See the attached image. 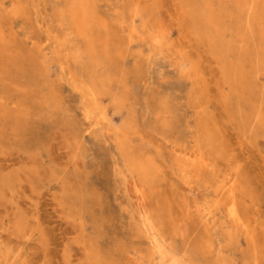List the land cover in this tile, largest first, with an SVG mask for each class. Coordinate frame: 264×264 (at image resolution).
<instances>
[{
    "label": "rangeland",
    "instance_id": "1",
    "mask_svg": "<svg viewBox=\"0 0 264 264\" xmlns=\"http://www.w3.org/2000/svg\"><path fill=\"white\" fill-rule=\"evenodd\" d=\"M70 1L0 0V264H264V0H211L218 44L186 11L201 0H80L88 35Z\"/></svg>",
    "mask_w": 264,
    "mask_h": 264
},
{
    "label": "bare ground",
    "instance_id": "2",
    "mask_svg": "<svg viewBox=\"0 0 264 264\" xmlns=\"http://www.w3.org/2000/svg\"><path fill=\"white\" fill-rule=\"evenodd\" d=\"M80 0H71L70 1V7H69V10H68V12L70 13V15H71V17H72V21L71 22H73V24H74V26H76V28H78L79 30H80V32L79 33H82L83 35H88V33H89V31H90V29H91V26L93 25V22H92V20L90 19L91 18V16H92V13H91V10H89V7L88 6H85V5H82L80 2H79ZM90 2V1H89ZM91 3V2H90ZM188 3V2H187ZM218 3V2H217ZM242 3V2H241ZM254 3V2H253ZM257 3H260V1H257ZM212 4H214L213 3V1H212ZM211 4V0H201V1H199V2H194V1H192L191 2V4L188 6V8H189V10H186V11H189L191 14H197V15H195V16H193L192 17V20H193V18L194 19H198V18H200L201 16H203L202 18H204L203 20L205 21V25L203 26V27H200V28H197V27H195L196 28V30L198 31V33L200 34V35H202V36H204V38L208 41V42H211V40L215 37L216 38V40H214L213 39V41L212 42H214L215 41V43L216 44H218V42H220L221 41V39L223 38V35H221V33L220 32H222V30H223V26L215 19V13H214V10H213V8H215V6L213 7V5ZM223 4H224V2H223ZM237 4V3H236ZM260 5V4H259ZM220 6V5H219ZM235 6V5H234ZM242 6V5H241ZM244 6H245V4H244ZM258 6V5H257ZM250 7V6H249ZM252 7H254V4H253V6ZM260 7H261V5H260ZM61 8V7H60ZM187 8V9H188ZM220 8V7H219ZM219 8L218 9H216V10H219ZM64 9V8H63ZM242 9V8H241ZM250 9V8H249ZM254 9V8H253ZM253 9H251V10H253ZM263 9V8H262ZM94 10V9H93ZM236 10V9H235ZM255 10V9H254ZM258 10V9H257ZM256 10V11H257ZM15 11H16V9H15ZM264 11V10H263ZM262 11V12H263ZM94 12V11H93ZM188 12V13H189ZM243 12V11H242ZM245 13V12H244ZM15 14V13H14ZM13 14V15H14ZM96 14V13H95ZM94 14V15H95ZM222 14V13H221ZM189 15V14H188ZM238 15H239V13H238ZM200 16V17H199ZM241 16V15H240ZM245 16V15H244ZM263 16V15H262ZM261 16V17H262ZM190 17V16H189ZM246 17H247V15H246ZM246 17H245V19H246ZM216 18H217V14H216ZM201 19V18H200ZM235 19V18H234ZM237 19V18H236ZM242 19V18H241ZM250 19V21H251V19L252 18H249ZM264 19V18H263ZM202 20V21H203ZM227 20V19H226ZM231 20H233V18L231 19ZM240 20V19H239ZM244 20V19H243ZM242 20V21H243ZM241 21V20H240ZM245 21H247V20H245ZM255 21V20H254ZM254 21H252V22H254ZM103 22V21H102ZM199 22V21H198ZM248 22V21H247ZM256 22H259V20L258 21H256ZM262 22V21H261ZM104 23V28H106V27H109V24L108 25H105V22H103ZM195 23V22H194ZM197 23V22H196ZM224 23V22H223ZM242 23V22H241ZM245 23V22H244ZM251 23V22H250ZM201 24V23H200ZM247 24V23H246ZM253 23H251V25H252ZM256 24V23H255ZM100 25L102 26V24L100 23ZM196 25V24H195ZM251 25H249L248 27L249 28H253V26H251ZM254 25V24H253ZM258 25H259V23H258ZM261 25V24H260ZM226 26H227V24H226ZM233 26V25H232ZM240 26H242L241 24H240ZM98 27H100L99 25H98ZM103 27V26H102ZM101 27V28H102ZM95 28V27H94ZM104 28H103V31H104ZM109 28H111V27H109ZM109 28H108V30L107 29H105V31L104 32H108V31H111V30H114V29H110L109 30ZM231 28V27H230ZM234 28V27H233ZM254 28H257V27H255L254 26ZM77 29V30H78ZM221 29V30H220ZM236 29V28H235ZM263 29V28H262ZM78 30V31H79ZM101 30V29H100ZM238 30V29H237ZM95 31V30H94ZM239 31V30H238ZM264 31V30H263ZM248 32L250 33V34H252L253 33V31L252 30H249L248 29ZM259 32V35H261L262 36V33H263V35H264V32H262V31H258ZM260 32H261V34H260ZM96 33L97 34H100L101 32H99V31H96ZM96 33L95 34H93V37H94V35H96ZM109 33V32H108ZM112 33H114V32H110L109 34L111 35ZM239 33H240V31H239ZM76 34H78V32L76 33ZM102 34V33H101ZM103 34H105V33H103ZM107 34V33H106ZM108 34V35H109ZM224 34V33H223ZM243 34V33H242ZM253 34H255V35H257L258 33H253ZM80 35V34H79ZM116 35H117V33H116ZM116 35H115V37L114 38H117L116 37ZM233 35V34H232ZM82 36V35H81ZM118 36V35H117ZM222 36V37H221ZM254 36V35H253ZM96 37H98V36H96ZM96 37H94L95 38V40H97L98 38H100V36L98 37V38H96ZM104 37H106V35L104 36ZM112 37V36H111ZM233 37V36H232ZM80 38H82L83 39V36L82 37H80ZM85 38V37H84ZM88 37H86V39H87ZM91 38V41H92V45H93V40H92V37H90ZM102 38V37H101ZM108 37H106V39H107ZM228 38V37H227ZM248 37H246V39H247ZM258 38V37H257ZM262 38H263V36H262ZM111 38H109V40H110ZM239 39V38H238ZM255 39V38H254ZM105 40V39H104ZM108 40V41H109ZM116 40H118V39H116ZM116 40H115V42H116ZM226 40V39H225ZM228 40V39H227ZM235 40V39H234ZM234 40H231V41H233V43H234ZM258 40V39H257ZM90 41V40H89ZM99 41V40H98ZM101 41V43H102V40H100ZM106 42H107V40H105ZM111 41V40H110ZM113 41V40H112ZM111 41V42H112ZM118 41H121V39L120 40H118ZM259 41H260V39H259ZM262 42H264V39H262L261 40ZM260 41V42H261ZM227 42H229V41H227ZM241 42V41H240ZM245 42H247V41H245ZM253 42V41H252ZM258 42V41H257ZM109 43V42H108ZM107 43V44H108ZM121 43H122V45H123V42L121 41ZM120 43V44H121ZM229 43H232V42H229ZM227 44L228 46H227V48L226 47H223V45H221L220 46V55H221V57H222V63H223V65H224V68L226 69V72H227V74H228V76H231L232 78H231V81H232V83H234V84H236V82H237V78H239V77H241L242 76V71H244L245 72V70H244V66H245V64H244V62H245V53L243 52V49H242V51L240 50V52L237 54V51H236V54H237V56H236V58H235V60L232 58V59H230V53L229 52H234V50L232 51V49L230 48V44ZM91 44V43H90ZM97 44V43H96ZM103 44V43H102ZM112 44V43H111ZM119 44V45H120ZM212 44V43H211ZM92 45H90L91 46V48H92ZM98 45V44H97ZM110 45V44H109ZM109 45H108V48H107V50L110 48L109 47ZM117 45V44H116ZM220 45V44H219ZM234 45H236V44H234ZM257 45V44H256ZM94 46H96V45H94ZM93 46V47H94ZM107 47V45H103V47ZM118 46V45H117ZM125 46V45H124ZM216 46V45H215ZM99 47V45L98 46H96V48H92L91 50H90V52L92 53V54H95L94 52H95V49L96 50H99L100 51V49L98 48ZM104 47V48H105ZM114 47V46H113ZM213 48H214V44H213V46H212ZM85 48V47H84ZM119 48V46L117 47V48H114V51L116 50V49H118ZM125 48V47H124ZM219 48V47H218ZM235 48V47H234ZM120 49H121V47H120ZM120 49H118V50H120ZM123 49V48H122ZM237 49V48H236ZM252 49V48H251ZM253 49H254V46H253ZM105 50H106V48H105ZM105 50H104V52L101 50V52H102V54H104V53H106V54H111V53H109L108 51H106L105 52ZM113 50V49H112ZM85 51V50H84ZM94 51V52H93ZM250 51V50H249ZM264 51V50H263ZM118 52H121V50L120 51H118ZM217 52V51H216ZM219 52V51H218ZM255 52V51H254ZM84 53H86V51L84 52ZM88 53V52H87ZM99 53L100 52H97V54H96V56H98L99 55ZM116 53H117V50H116ZM115 53V54H116ZM250 53V52H249ZM252 53V52H251ZM77 54V53H76ZM82 54H83V50H82ZM81 54V55H82ZM101 54V53H100ZM102 54L101 55H99V58H100V56H102ZM113 54V57L115 58L116 57V55H114V53H112ZM121 55L123 54V51L120 53ZM217 54V53H216ZM80 55V54H79ZM87 55V54H86ZM85 54L84 55H82V57L84 56V58L86 57V58H88L87 56H86ZM90 54H88V56H89ZM232 56H233V53L231 54ZM92 56V55H91ZM117 56L120 58L121 56L117 53ZM81 57V56H80ZM104 57V56H103ZM105 57H107V55L105 56ZM110 56H108V58H109ZM113 57H111V58H113ZM219 57V56H218ZM263 57V56H262ZM85 58V59H86ZM90 58V57H89ZM93 58V57H92ZM91 58V59H92ZM97 58V57H96ZM224 58V59H223ZM76 59H78V57H76ZM79 59H81V58H79ZM78 59V62H80L81 63V61ZM95 59V58H94ZM98 59V58H97ZM97 59H96V63L97 62H99V61H97ZM105 59V58H104ZM118 58L116 57V60H117ZM100 60V59H99ZM107 60V59H106ZM109 60H112V59H109ZM108 60V61H109ZM120 60V59H119ZM118 60V61H119ZM254 60L256 61L257 60V57H254ZM261 60V59H260ZM84 61V60H83ZM101 61H103V60H101ZM258 61V60H257ZM90 63H91V60L89 61ZM111 62V61H110ZM114 62H115V60H114ZM261 62V61H260ZM264 62V61H263ZM76 63V62H75ZM84 63V62H83ZM87 63V62H86ZM89 63V64H90ZM101 63V62H100ZM103 63V62H102ZM113 63V62H112ZM89 64L88 65H84L83 64V66H84V68L86 69V71H87V69H88V67H89ZM92 64H93V62H92ZM94 64H95V62H94ZM103 64H105V62L103 63ZM108 64V63H107ZM106 64V65H107ZM111 64V63H110ZM109 64V65H110ZM80 65H82V64H80ZM101 65V64H100ZM115 65V64H114ZM113 65V66H114ZM244 65V66H243ZM82 66V67H83ZM91 66V65H90ZM98 66V65H97ZM97 66H95L96 68H97ZM87 67V68H86ZM93 67H94V65H93ZM112 67V66H111ZM223 67V66H222ZM246 67V66H245ZM259 67V66H258ZM96 68H94L95 70H93V72L94 71H96ZM101 68H102V66H101ZM101 68H98L97 70H101ZM106 68V67H105ZM114 68V67H113ZM116 69V68H115ZM258 69V68H257ZM90 70L88 69V71L87 72H89ZM102 71H104V70H101V72ZM108 71V70H107ZM117 72H118V70H116ZM81 72H83V68H82V71ZM100 72V73H101ZM95 73V72H94ZM106 73V72H105ZM110 73H112L113 75H114V73L113 72H109V74ZM253 73V72H252ZM254 73H256V72H254ZM87 74V73H86ZM89 74V73H88ZM99 74V73H98ZM109 74H108V76H109ZM244 74V73H243ZM258 74V73H257ZM90 75V74H89ZM86 76H88V75H86ZM95 76V75H94ZM99 75H97V77H98ZM101 77H102V75H100ZM99 76V77H100ZM110 76H111V74H110ZM109 76V77H110ZM115 76H116V74H115ZM246 76V75H245ZM251 76V75H250ZM92 77V76H91ZM112 77V76H111ZM110 77V78H111ZM246 77H248V76H246ZM244 78V77H243ZM102 79V78H101ZM100 79V80H101ZM106 79V78H105ZM242 79V78H241ZM249 79V78H248ZM98 80V79H97ZM112 81H113V78L111 79ZM79 81V80H78ZM94 81V80H93ZM240 81V80H239ZM80 82V81H79ZM81 82H82V84H83V80H81ZM87 83H88V81H87ZM111 83V82H110ZM113 83V82H112ZM90 84V83H89ZM92 84H95V83H92ZM101 84V83H100ZM240 84H241V82H240ZM239 84V85H240ZM254 84V83H253ZM91 85V84H90ZM239 85H237V86H239ZM252 85V84H251ZM76 86H77V84H76ZM75 86V87H76ZM101 86V85H100ZM112 86V85H111ZM80 91H82L83 93H84V95H85V98L84 99H87L88 100V102H90L89 103V108H86L87 110H86V113H85V116H86V118H88V119H92L93 117H94V115H95V111H96V101L98 100L97 98H98V93L96 92L97 90H95L93 87H88V84H86V86L84 85V86H79V88H78ZM96 89H98V88H96ZM104 90V89H103ZM106 90V89H105ZM84 97V96H83ZM240 108V107H239ZM84 110V109H83ZM239 111H242L241 110V108L239 109ZM13 114V113H12ZM240 115H241V117H243V118H245L246 119V116H245V114H243V113H239ZM5 117V116H4ZM248 120H251V122H256V124H257V126L258 127H264V115L262 114V112H261V110H260V108L258 107V108H256V109H253L252 111H251V114L249 115V117H248ZM243 121H245L244 119H243ZM3 138V137H2ZM0 139H1V137H0ZM119 140H121V139H119ZM118 141V140H117ZM125 142V141H124ZM123 142V143H124ZM118 143H119V141H118ZM117 143V144H118ZM118 147V146H117ZM123 147V146H122ZM123 149H125L124 147H123ZM126 151V150H125ZM127 156H128V154H126ZM126 156V157H127ZM143 158V157H142ZM132 159H134V157H132ZM126 160V159H125ZM135 160V159H134ZM137 160V159H136ZM144 160V159H143ZM146 160V159H145ZM130 161H132V160H130ZM141 161V160H140ZM148 161V160H147ZM132 162H134V161H132ZM144 162V164H147L145 161H143ZM129 163H127V165H128ZM132 164V163H131ZM134 164H135V162H134ZM150 164V163H149ZM130 166V168H131V165H129ZM135 166V165H134ZM139 166H141L142 167V165H139ZM150 166V165H149ZM152 166V165H151ZM136 167V166H135ZM132 168H134V167H132ZM139 170H140V168L139 167H137ZM143 168V167H142ZM151 168H153V167H150V169ZM135 170V169H134ZM142 170V169H141ZM140 170V171H141ZM142 171H144V170H142ZM152 172V171H151ZM139 173V172H138ZM145 173H146V171H145ZM150 173V172H149ZM147 175V174H146ZM151 176H153V175H151ZM144 177H146L145 176V174H144ZM149 178V177H148ZM228 181V180H227ZM189 182V181H188ZM226 185V184H225ZM232 202V200H230L229 201V204H228V202H227V204H225V206H228V207H225L226 208V210L229 208L230 209V212H229V210H227L229 213H228V216H230L231 218H229L228 217V219L230 220H237L238 219V216H237V210H238V207H237V205H236V203H235V200L233 201L234 202V204H235V206H236V208H235V206H233V207H231L230 205L231 204H233V202ZM209 211V210H208ZM209 214H211V213H209ZM208 214V215H209ZM230 214V215H229ZM211 216V215H210ZM230 220V221H231ZM148 221V220H147ZM150 222H151V220H150ZM239 222V221H238ZM233 223V222H232ZM236 224V223H235ZM150 225V224H149ZM147 226V225H146ZM233 226V225H232ZM240 226V225H239ZM149 227H151V226H149ZM141 228V227H140ZM146 229V228H145ZM237 229V228H236ZM139 230H141V229H139ZM147 230V229H146ZM153 230V229H152ZM140 233V232H139ZM147 233V232H146ZM156 233V232H155ZM229 233V232H228ZM144 234V233H143ZM227 234V233H226ZM238 235V234H237ZM148 236H149V234H148ZM229 236V235H228ZM163 237V236H162ZM233 237V236H232ZM229 238V237H228ZM150 239V238H149ZM161 240H162V238H161ZM207 241V240H206ZM231 241V240H230ZM152 242H154V240L152 241ZM156 242V241H155ZM209 243V242H208ZM210 243H211V240H210ZM209 243V244H210ZM232 243V242H231ZM204 245L206 244L205 242L203 243ZM207 244L208 245V247L212 244ZM156 245V244H155ZM207 245H205L206 247H204V249H202V250H204L203 251V254L205 255V253H206V251H205V249L206 248H208L207 247ZM212 246V245H211ZM201 247V246H200ZM213 247H214V245H213ZM202 248V247H201ZM159 249H160V253L159 254H161L162 256H163V259H165L166 258V253L164 252V251H162L161 250V248L159 247ZM212 249V248H211ZM158 250V249H157ZM200 250V249H199ZM208 250V249H207ZM209 251V250H208ZM207 251V252H208ZM215 253V252H214ZM155 254V253H154ZM160 255V256H161ZM161 256V257H162ZM208 256V255H207ZM216 256V255H215ZM210 258V257H209ZM195 259V258H194ZM193 259V260H194ZM206 259V258H205ZM214 260V259H213ZM162 261V260H161ZM218 261V260H217ZM222 261H223V259H222ZM169 264H178L174 259H173V257H172V259H170V262H169ZM217 264H220V263H217ZM223 264V263H222ZM226 264V263H225Z\"/></svg>",
    "mask_w": 264,
    "mask_h": 264
}]
</instances>
